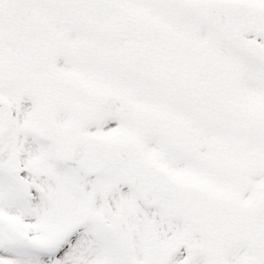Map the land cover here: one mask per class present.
I'll return each instance as SVG.
<instances>
[{"label": "snow or ice", "instance_id": "obj_1", "mask_svg": "<svg viewBox=\"0 0 264 264\" xmlns=\"http://www.w3.org/2000/svg\"><path fill=\"white\" fill-rule=\"evenodd\" d=\"M0 264H264V0H0Z\"/></svg>", "mask_w": 264, "mask_h": 264}]
</instances>
